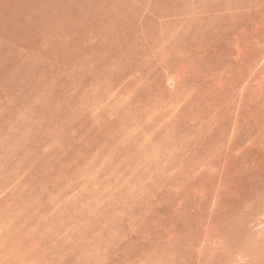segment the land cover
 Returning <instances> with one entry per match:
<instances>
[{"label":"rangeland","instance_id":"rangeland-1","mask_svg":"<svg viewBox=\"0 0 264 264\" xmlns=\"http://www.w3.org/2000/svg\"><path fill=\"white\" fill-rule=\"evenodd\" d=\"M0 264H264V0H0Z\"/></svg>","mask_w":264,"mask_h":264},{"label":"bare ground","instance_id":"bare-ground-1","mask_svg":"<svg viewBox=\"0 0 264 264\" xmlns=\"http://www.w3.org/2000/svg\"><path fill=\"white\" fill-rule=\"evenodd\" d=\"M224 72V71H223ZM219 81V80H218ZM215 82H217V81H215ZM215 82H213L214 84H215ZM220 82V81H219ZM217 85V84H216Z\"/></svg>","mask_w":264,"mask_h":264}]
</instances>
